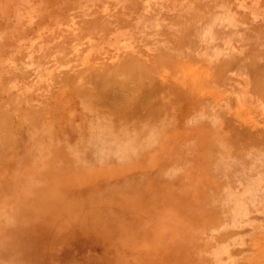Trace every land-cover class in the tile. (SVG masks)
I'll use <instances>...</instances> for the list:
<instances>
[{"label": "rangeland", "instance_id": "obj_1", "mask_svg": "<svg viewBox=\"0 0 264 264\" xmlns=\"http://www.w3.org/2000/svg\"><path fill=\"white\" fill-rule=\"evenodd\" d=\"M0 118V264H264V0H0Z\"/></svg>", "mask_w": 264, "mask_h": 264}, {"label": "bare ground", "instance_id": "obj_2", "mask_svg": "<svg viewBox=\"0 0 264 264\" xmlns=\"http://www.w3.org/2000/svg\"><path fill=\"white\" fill-rule=\"evenodd\" d=\"M97 16H98V14H97ZM97 21H98V20H97ZM100 22H103V21H100ZM95 24H96V23H95ZM95 24H93V25H95ZM103 24H104V23H103ZM89 25H90V24H89ZM99 25H101V23H100ZM99 25H95V26H97V28H95V26H94L93 28L96 29V30H97V29L99 30V28L101 27V26H100V27L98 28ZM102 26H103V25H102ZM89 28H90V27H89ZM102 28L105 29L104 26H103ZM99 31H100V30H99ZM96 32H97V31H96ZM68 42H69V41H68ZM125 55H126V54H125ZM166 55H167V54H166ZM167 56H168V55H167ZM101 57H102V56H101ZM101 59H102V58H101ZM121 59H122V58H121ZM125 61H126V60H125ZM150 61H151V60H150ZM126 62H128V61H126ZM131 62H133V60H131ZM141 62H142V60H141ZM114 63H115V62H114ZM123 63H124V62H123ZM133 63H134V62H133ZM133 63H131V64H133ZM146 63H147V62H146ZM112 64H113V63H112ZM135 64H136V63H135ZM135 64H134V66H135ZM144 64H145V63H144ZM110 65H111V63H110ZM142 65H143V64H142ZM121 66H122V63H121ZM125 66H126V65H125ZM96 67H98V66H96ZM126 67H127V66H126ZM138 67H139V66H137V68H138ZM100 69H101V68H100ZM110 69H111V68H110ZM118 69H119V68H118ZM120 69H121V68H120ZM116 70H117V68H116ZM126 70H127V69H126ZM137 70H138V69H137ZM141 70H142V68H141ZM141 70L139 71L140 73H141ZM143 70H144V69H143ZM149 70H150V69H149ZM72 71H73V70H72ZM105 71H106V70H105ZM145 71H146V70H145ZM76 72H77V71H76ZM76 72H75V73H76ZM115 72H117V71H115ZM119 72H120V70H119ZM72 73H73V72H72ZM126 73H127V71H126ZM101 74H102V73H101ZM103 74H104V73H103ZM111 74H113V72H112V71H109V73H108L107 75L105 74L106 76H105V75H104V76L102 75L103 78L101 77L100 82L98 81V83H99L98 85H100V88H101V86H102V83H103L104 81H106L107 79L110 80V81H111V79H112V80L114 79V77H113ZM118 74H119V73H118ZM120 74H121V73H120ZM124 74H125V73H124ZM124 74H123V75H124ZM132 74H133V73H132ZM143 75H144V74H143ZM145 75H146V74H145ZM73 76H74V75H73ZM75 76H76V75H75ZM121 76H122V75H121ZM84 77H85V76H82L81 78L83 79ZM86 77H87V76H86ZM130 77H131V76H129V74H128L126 78H130ZM79 78H80V76H79ZM79 78H78V79H79ZM118 78H119V77H118ZM146 78H147V77H146ZM146 78H145V79H146ZM67 79H68V78H67ZM78 79H76L77 82H78ZM86 79H87V78H86ZM99 79H100V78H99ZM69 80H70V79H69ZM71 80H72V79H71ZM76 80H75V81H76ZM83 80H84V79H83ZM80 81H81V79H80ZM128 81H129V80H128ZM128 81L123 82V84H127ZM71 82L73 83V80H72ZM71 82H70V83H71ZM108 82H109V81H107V82H105V83H108ZM72 83H71V85H72ZM75 83H76V82H74L73 84H75ZM81 83H82V82H81ZM81 83H80V84H81ZM84 83H85V82H84ZM116 83H117V82H116ZM132 83H133V82H132ZM132 83H131V84H132ZM76 84H77V83H76ZM80 84H79V85H80ZM121 84H122V82H121ZM121 84H120V85H121ZM131 84H129V85H131ZM139 84L142 85L141 83H139ZM143 84H144V82H143ZM69 85H70V84H69ZM103 85H104V84H103ZM107 85H108V84H107ZM120 85H119V86H120ZM140 85H139V86H140ZM80 86H84V84H83V85L81 84ZM80 86H79V87H80ZM105 86H106V84H105ZM124 86H125V85H124ZM126 86H127V85H126ZM131 86H133V85H131ZM77 87H78V85H77ZM110 88H111V87H110ZM137 88H138V87H137ZM146 88H148V86H146ZM146 88L144 87V91H143V92H145V89H146ZM102 89H103V88H102ZM117 89H118V88H117ZM135 89H136V88H135ZM138 90H139V88H138ZM119 91H120V90H119ZM139 92H140V91H139ZM131 95H133V94H131ZM134 95H135V94H134ZM138 95H139V93H138ZM142 96H144V95H142ZM133 97H134V96H133ZM135 97H136V95H135ZM132 99H133V98H132ZM136 99H137V98H136ZM0 119H1V118H0ZM1 121H2V120H1ZM9 122H10V121H9ZM4 125H6V124L4 123ZM4 125H2L3 128L5 127ZM3 128H2V129H3ZM7 129H8V131H9V128H7ZM5 134H6V133H5ZM3 136H4V135H3ZM7 144H8V143H7Z\"/></svg>", "mask_w": 264, "mask_h": 264}]
</instances>
